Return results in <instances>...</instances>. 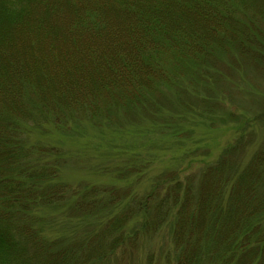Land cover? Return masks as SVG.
<instances>
[{
	"label": "trees",
	"instance_id": "obj_1",
	"mask_svg": "<svg viewBox=\"0 0 264 264\" xmlns=\"http://www.w3.org/2000/svg\"><path fill=\"white\" fill-rule=\"evenodd\" d=\"M247 66L264 72V0H0V264H108L170 221L176 264H264L263 152L238 178L222 158L184 184L166 172L132 195L71 190L58 180L60 150L22 139L26 126L67 132L84 119L159 116L167 94L209 89L223 70L244 79ZM180 107L217 120L194 103ZM160 120L159 134L185 135ZM67 206L98 231L73 243L48 238L43 210Z\"/></svg>",
	"mask_w": 264,
	"mask_h": 264
},
{
	"label": "rangeland",
	"instance_id": "obj_2",
	"mask_svg": "<svg viewBox=\"0 0 264 264\" xmlns=\"http://www.w3.org/2000/svg\"><path fill=\"white\" fill-rule=\"evenodd\" d=\"M244 71V79L233 71L223 70V76L210 83L209 89L204 85L164 95L159 116L147 115L148 111L143 110L133 117L117 119L112 126H99L84 119L67 132L53 126H24L22 139L28 145L39 143L44 149H59L64 163L58 169V180L73 191L84 188L78 192L96 186L122 189L132 195L147 193L163 173L174 172L176 179L184 184L186 178L215 166L222 158L228 175L238 178L255 154L264 153V72L250 66ZM200 95L216 99L219 104L210 101L200 104ZM181 102L211 110L216 122H212V115L198 119L190 114H179ZM166 115L170 117L162 118ZM159 120L165 125L178 126L173 132L185 135L178 138L159 134L156 125ZM256 166L258 168L259 164ZM256 177L259 187L256 191L262 194L264 172ZM42 214L48 238L73 243L86 232L90 235L91 231L99 229L95 218H70L73 212L68 206L47 208ZM171 227L170 221L152 237L141 234L135 251L123 257L117 249L108 264H176ZM131 230H134L133 223L125 226L126 232ZM151 254L153 260L149 261ZM207 261V258L201 260L202 264H208Z\"/></svg>",
	"mask_w": 264,
	"mask_h": 264
}]
</instances>
